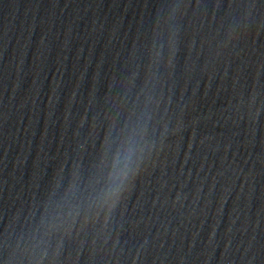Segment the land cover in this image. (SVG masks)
<instances>
[{
	"label": "water",
	"instance_id": "obj_1",
	"mask_svg": "<svg viewBox=\"0 0 264 264\" xmlns=\"http://www.w3.org/2000/svg\"><path fill=\"white\" fill-rule=\"evenodd\" d=\"M0 264H264V0H0Z\"/></svg>",
	"mask_w": 264,
	"mask_h": 264
}]
</instances>
